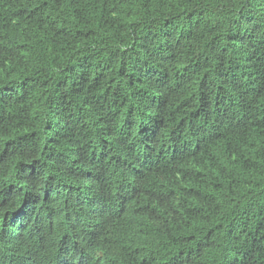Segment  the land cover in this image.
<instances>
[{
  "label": "trees",
  "instance_id": "obj_1",
  "mask_svg": "<svg viewBox=\"0 0 264 264\" xmlns=\"http://www.w3.org/2000/svg\"><path fill=\"white\" fill-rule=\"evenodd\" d=\"M0 264H264V0H0Z\"/></svg>",
  "mask_w": 264,
  "mask_h": 264
}]
</instances>
